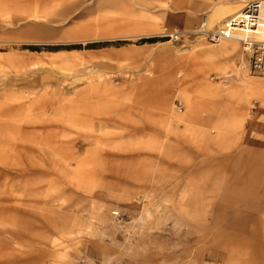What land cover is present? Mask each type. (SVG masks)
I'll use <instances>...</instances> for the list:
<instances>
[{
    "label": "rangeland",
    "instance_id": "1",
    "mask_svg": "<svg viewBox=\"0 0 264 264\" xmlns=\"http://www.w3.org/2000/svg\"><path fill=\"white\" fill-rule=\"evenodd\" d=\"M206 4L0 0V264H264V77Z\"/></svg>",
    "mask_w": 264,
    "mask_h": 264
},
{
    "label": "built area",
    "instance_id": "2",
    "mask_svg": "<svg viewBox=\"0 0 264 264\" xmlns=\"http://www.w3.org/2000/svg\"><path fill=\"white\" fill-rule=\"evenodd\" d=\"M216 2H236L242 6L239 17H231L222 29H209V15L205 14L195 33L213 44L232 39L238 30L247 32L252 39L241 41L244 52L249 57V72L252 76L264 77V40L256 36L264 24V0H215ZM173 41H180L182 33L175 30L164 35Z\"/></svg>",
    "mask_w": 264,
    "mask_h": 264
},
{
    "label": "bare ground",
    "instance_id": "3",
    "mask_svg": "<svg viewBox=\"0 0 264 264\" xmlns=\"http://www.w3.org/2000/svg\"><path fill=\"white\" fill-rule=\"evenodd\" d=\"M216 4L213 12L211 13V17L208 21L212 28L209 29H222L224 25L228 22L231 17H239L241 14L242 6L236 2H218ZM259 40H264V24L262 25V29L259 31V34L256 36ZM252 39V37L243 30H238L232 39H229L227 44L224 45V48L232 53L238 52L241 45V41Z\"/></svg>",
    "mask_w": 264,
    "mask_h": 264
},
{
    "label": "crops",
    "instance_id": "4",
    "mask_svg": "<svg viewBox=\"0 0 264 264\" xmlns=\"http://www.w3.org/2000/svg\"><path fill=\"white\" fill-rule=\"evenodd\" d=\"M214 4H216L214 0H209V4H206V5H205V8H207V10H205V11L202 12L203 15L207 14V15H209V18H210V17H211V14H210V13L213 12L212 10H213L214 7H215ZM203 15H202V16H203ZM200 23H201V22H200Z\"/></svg>",
    "mask_w": 264,
    "mask_h": 264
}]
</instances>
